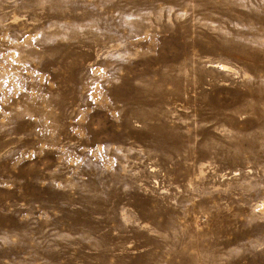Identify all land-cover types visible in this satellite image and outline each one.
<instances>
[{
  "label": "rangeland",
  "instance_id": "374dc122",
  "mask_svg": "<svg viewBox=\"0 0 264 264\" xmlns=\"http://www.w3.org/2000/svg\"><path fill=\"white\" fill-rule=\"evenodd\" d=\"M127 2L0 0V264H264V0Z\"/></svg>",
  "mask_w": 264,
  "mask_h": 264
},
{
  "label": "bare ground",
  "instance_id": "6f19581e",
  "mask_svg": "<svg viewBox=\"0 0 264 264\" xmlns=\"http://www.w3.org/2000/svg\"><path fill=\"white\" fill-rule=\"evenodd\" d=\"M79 7L83 8L82 12L80 13L75 12L70 14L72 18L71 20H74L73 25L76 28H78L80 31H92L93 32L92 36L95 37L99 33L100 34L109 33L111 31L110 25L107 22L103 23L97 20L98 16L88 17L89 6L84 7V4L80 2ZM105 7L110 8L111 10L115 11V13L122 14L123 16V18H121V21H123L122 25L124 27V30H126L129 33L140 34L142 32L149 30L150 28H154L152 25H149L147 23V18H145L146 15L141 11V8H139V2H137V0H128L126 7L123 9L113 4H105ZM161 13H163V8H153L149 13V15L153 17H157ZM61 25L62 24H59V26ZM82 36H86V35H82ZM89 38L90 36H88V39ZM107 41L108 40L106 38H104L101 42L94 38V39H89L88 42L82 40L81 43L88 47L97 46L102 49L104 47H107L106 45ZM137 90H138V95H142V93L144 92L143 88H137ZM125 91L127 93H130L131 95H135L134 103L136 106H134L132 109L129 110L128 112L129 115L140 116L139 113L143 109V106L141 105L144 104V101L138 98L137 91H134L133 89H129L128 87H125ZM112 94L114 97H116L115 93ZM211 264H215V262H211Z\"/></svg>",
  "mask_w": 264,
  "mask_h": 264
}]
</instances>
